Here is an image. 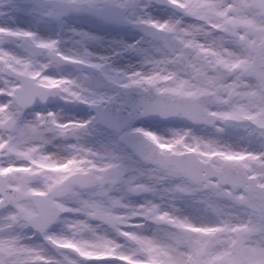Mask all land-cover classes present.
Here are the masks:
<instances>
[{
  "label": "snow or ice",
  "instance_id": "obj_1",
  "mask_svg": "<svg viewBox=\"0 0 264 264\" xmlns=\"http://www.w3.org/2000/svg\"><path fill=\"white\" fill-rule=\"evenodd\" d=\"M0 264H264V0H0Z\"/></svg>",
  "mask_w": 264,
  "mask_h": 264
},
{
  "label": "rangeland",
  "instance_id": "obj_2",
  "mask_svg": "<svg viewBox=\"0 0 264 264\" xmlns=\"http://www.w3.org/2000/svg\"><path fill=\"white\" fill-rule=\"evenodd\" d=\"M81 23L89 28L96 29L107 34L108 37L124 36L125 33L128 31L126 28L123 27L99 25L88 20L87 18L82 19ZM65 111L69 115V117L84 116L86 114L87 109L86 107L81 106H65ZM137 126L151 127L153 130H157L162 128L163 124L159 121L143 119L142 121L137 122Z\"/></svg>",
  "mask_w": 264,
  "mask_h": 264
}]
</instances>
